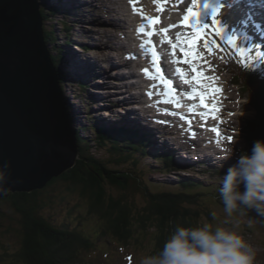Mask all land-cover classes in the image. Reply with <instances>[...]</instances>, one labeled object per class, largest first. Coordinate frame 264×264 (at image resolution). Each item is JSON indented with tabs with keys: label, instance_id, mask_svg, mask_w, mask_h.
<instances>
[{
	"label": "trees",
	"instance_id": "16d2710c",
	"mask_svg": "<svg viewBox=\"0 0 264 264\" xmlns=\"http://www.w3.org/2000/svg\"><path fill=\"white\" fill-rule=\"evenodd\" d=\"M56 13L57 9L52 8L50 11L44 2L42 15L47 22L50 21V15ZM45 37L49 44L54 45L57 41L52 30L46 31ZM56 50L57 47L54 51ZM51 55L58 68L59 79L65 86L66 78L60 71L63 55L61 51ZM245 76L254 84L252 73H246ZM257 98V107L261 115V112L264 113V96L257 93ZM95 123L96 121H92L85 133L77 128L80 160L74 168L55 179L48 187H55L58 181L69 182L72 188L80 193V201L85 202L83 207L86 210L85 216L96 217L101 221L100 237L107 236L128 247L133 241H139V238L134 236L138 232L154 235L155 233L151 231L155 228L157 233L154 238L145 237L153 246L151 254H155L162 248L176 224L195 226L205 217L206 214L196 207L197 200L200 196L215 195L214 187L209 189L203 185L183 182L182 187H179L181 189L178 187H175L176 190L154 189V185L143 181L144 171L139 170L141 159L136 158V155L153 156L148 150V139L112 127L103 130L100 124L94 126ZM260 127L263 136L264 115L261 117ZM89 128H92L93 133L90 137L87 133ZM94 148L108 149L112 161L101 159L93 151ZM171 160L162 162L165 167L161 170H168ZM127 163H131L132 169L129 171L127 167L126 171L113 167ZM136 175H140L141 180ZM46 189L33 193H14L0 201V233L13 230L4 226V220L10 219L11 225L19 226L16 233L20 243L18 248L12 249L13 251L1 243L0 263L89 264L87 258L92 248L88 251L86 248L92 247L95 243L90 246L89 237L78 233V229H71L72 223L64 221L58 225L56 220L45 216L46 203L42 199V194L47 195L49 188ZM114 190L121 193L115 194Z\"/></svg>",
	"mask_w": 264,
	"mask_h": 264
},
{
	"label": "rangeland",
	"instance_id": "374dc122",
	"mask_svg": "<svg viewBox=\"0 0 264 264\" xmlns=\"http://www.w3.org/2000/svg\"><path fill=\"white\" fill-rule=\"evenodd\" d=\"M39 1L42 2L43 0H39ZM62 1L66 5H62L60 3L58 4V1H57V4H58L57 8L60 9L62 13L55 14V16L50 15V21L48 23L45 22L44 27L46 29H50L55 32V37L57 41H55L56 45L54 44L55 45L54 47H53V44H50L52 52L58 53L59 51H61V54L64 53L66 57V59L62 61L61 68H60V71L62 72L64 77L69 81V84H67V88H65L64 95L65 97L67 96L69 97L71 105L74 106L72 107V114L77 119V128H80L82 132L83 131L85 132L89 124L92 123V121H96L98 124H102L103 121H106L102 117L104 115L101 116L97 113L99 112L98 110H101L102 108L104 109L103 111L109 109L104 106L105 104L99 105L100 103L97 102L96 97H98V93H94L96 92V90H94L92 87V84H94V82H93L91 75L87 74L86 66L84 65L85 62L83 60L84 58L94 60L96 59L94 56H96L97 58H99V56L96 53H93L94 56H90L91 54H88L83 49L82 50L78 49V47L82 44V37L85 36L88 32L87 30L89 28H91L90 30H94L97 24L94 23L93 21L90 22V21H87V19H83L85 21V23H83L85 29L81 28L82 24H81V27H74V24L76 23V21L66 16V13H65L69 9L70 0H62ZM112 1L114 0H108V1L105 0V2H107V5H110ZM128 1H129L130 7L135 10L137 9V12L140 13V15L143 18L150 17L152 15V12H151L152 6L157 5L156 0H128ZM141 3L144 5L139 6ZM55 6H56V1L54 0L50 1V3L48 4V7H55ZM103 7L104 6L102 4L97 5L95 14L93 16H90V19L91 20L97 19V21H105V20L107 21L115 17L113 13H111L110 15L104 13ZM66 25L71 26L72 30L66 31L65 30ZM86 25H89L87 26L88 28L86 27ZM207 25L210 26V24H207ZM180 26H181V23L176 25L175 28L179 29ZM209 28L210 27H208L207 29ZM74 34L78 35V37H75ZM159 35L163 37L161 38V41L163 43H168L170 45L171 44L173 45L172 41H176L177 38L178 39L181 38V33L177 34L173 39L168 37V35H164V33L163 34L160 33ZM206 35L207 37H210V31L206 32ZM67 40L73 42V43H70L71 44L70 47H68L65 44ZM97 40L100 41L101 38L99 39L97 37ZM178 41L181 42L180 40H177V42ZM75 44H77V49L73 47ZM112 46L114 45L112 44ZM213 46H214V51L216 53L224 55L222 51H216L215 45ZM55 47H58L56 51H54ZM211 48L213 47L211 46ZM208 51H209V55L213 56L211 54L212 49H210V47L208 48ZM75 52L79 56H76ZM179 52H183V51L179 49ZM107 55L112 56V52L110 53L107 52ZM240 58L242 60L244 59V55H242L241 53H240ZM168 59H169V56L167 57L165 61L168 62ZM232 59L235 61V64H236V60L234 58ZM67 62H69L70 65H68ZM224 63L229 64L226 61V59L224 60ZM78 83H79V86L82 84H87L90 86L89 88L84 89L82 87H79ZM223 83L224 82H221L219 84L212 83L210 85V92L214 94V96H216L217 101L219 100V95H217L218 92L215 91V89H220ZM242 104L246 107L242 111H240V114H243L244 117L242 115V119L240 120L239 125H235V124L228 122L227 116L224 114L225 111L223 108L216 109L217 111H215L214 115L211 116L213 119H215L216 117L217 122L219 121L224 124L220 128H218L219 129L218 132H223V137H222L223 139H228V137H231L232 138L231 140L228 139L232 143L231 145H225L224 147L220 146L221 150L219 152L214 151V153L210 152L204 155H202L201 150H198L201 148L200 146L192 147L191 149L192 152L189 154L182 153V152L179 153L178 156L183 157V158L187 156L192 159L195 158V156L199 157V158L188 161V163L193 165L196 169L192 171L190 174H179L177 172L164 173L160 170L161 168L157 161H152L151 158L149 157H142L141 155H136V158H139V160L141 159L140 160L141 166L139 170L144 171L142 173L144 175L143 181L147 182L148 184L154 185L155 186L154 189L162 188L165 190L175 189L176 187L175 183L179 182L181 178H184V177L191 178L194 181L203 183L206 186H208L211 183V181H215L216 178L213 177L211 174L205 175L203 173L198 172V170L206 169L208 172H211L212 168L226 170L229 166H231V164L235 163V156L239 155L241 150L245 149V147L247 146V141L245 137L244 127L249 121L253 120V117L255 116V110L252 107L253 105L252 102H250L249 100L243 99ZM120 113H123V111ZM142 113L144 114L145 112H142ZM116 114H118V111L116 112ZM161 114H162V117L156 118L155 120L153 119L155 117H150L152 119L150 124L154 125V126H151L153 129H156V131L158 130L159 132H161L160 128L165 129V132L167 133V137H163V139H160L161 144H158L156 146L157 151L172 150L175 154H177L178 147L173 142L171 143L168 142V139H172V138L179 139L183 135H186L187 138L190 140L192 139L196 140V142L199 144L208 143V142L202 141L203 138H207L205 137L204 134L195 133V132H186V130H182L178 132L171 125L165 127V125L162 123V120H165L166 118L165 115H167L168 113L161 112ZM171 115H173V113H171ZM112 121H115V118H112ZM165 122L169 123L170 121L166 120ZM104 123H109V122H104ZM176 126H180V125L177 124ZM214 133L216 134L215 131H209L208 136H210L209 134H211V136H214ZM233 134L236 135V137H234ZM212 140L214 141L215 137ZM213 141L209 144L211 147L215 145ZM230 150L232 152V158L231 159H221V157L229 155ZM93 151H95L98 154V156L104 161H112L113 159L108 149L94 148ZM208 154H210V156H208ZM205 155H207L208 157H211L214 165L212 164L204 165L201 163L203 159L204 160L206 159L207 156ZM130 164L131 163L120 164L118 166H113L111 164L110 165L111 167L113 166L114 169L122 170V171H126L125 167H127L128 168L127 170L129 171L132 169ZM136 176L141 180L140 175H136ZM72 187L73 186L69 182H66V181L64 182L58 181L55 187L54 186L48 187L49 189L48 188H47L48 190L46 189L47 195L44 196V193L42 194V199L46 203V206L44 208V214L45 216L56 220L55 222H57L58 225L60 223H64V221L68 222L69 224L72 223L71 229H78V233H82L83 235L89 237L88 244H90V246L93 243H95L93 244L92 247L86 248V251L92 248L90 256L88 255L92 264H133V261H134L133 254H151L153 246L149 242V240H146L145 237L148 236L149 238L151 237L154 238L155 234L148 235V234H145L144 232H141V233L138 232L134 236L135 238H139V241L137 242L133 241L131 246L129 247H124V245H121V243L117 242L114 239L108 238L107 236L100 237L99 234H100V229H101L100 228L101 221L99 220V218H96V217H90L88 215L85 216L86 210L83 209L85 202L80 201L79 199L81 197L80 193L78 194L76 192V189ZM114 191H115L114 192L115 194H118L119 192L121 193V191L118 192V190H114ZM111 193H113V191H111ZM136 195L137 194H135V196ZM140 202L142 203V198H140ZM206 208H208L212 212L217 213L216 220L213 221L214 224H221V222L226 219L222 204L220 203L215 204L214 202H211L208 205L207 203H203V205L200 207V209L204 213L208 211ZM204 218H208V216L205 215ZM208 220L211 221L212 219L208 218ZM231 220H232L231 224L222 225V226L231 227L233 230L237 231L238 234L242 235L248 243L252 244L258 250V257H257L258 264H264V217L258 216L256 212H248L244 215L234 214ZM11 223L12 222L10 219L4 220V226L10 227L13 230L7 233H2V232L0 233V249H1V243L5 244L7 247L9 246L10 250L16 249L20 246L19 238L16 233L19 230V226L18 224L11 225ZM138 234L139 236H137ZM98 237L100 238L98 239ZM83 249L85 250V248ZM84 253L86 254L87 252L84 251Z\"/></svg>",
	"mask_w": 264,
	"mask_h": 264
},
{
	"label": "water",
	"instance_id": "95a60500",
	"mask_svg": "<svg viewBox=\"0 0 264 264\" xmlns=\"http://www.w3.org/2000/svg\"><path fill=\"white\" fill-rule=\"evenodd\" d=\"M80 156L38 0H0V165H11L0 201L46 189Z\"/></svg>",
	"mask_w": 264,
	"mask_h": 264
},
{
	"label": "bare ground",
	"instance_id": "6f19581e",
	"mask_svg": "<svg viewBox=\"0 0 264 264\" xmlns=\"http://www.w3.org/2000/svg\"><path fill=\"white\" fill-rule=\"evenodd\" d=\"M83 1L85 3H87L86 7L90 10L89 3L93 4L92 0H83ZM100 1H103V0H100ZM161 1L164 2L166 0H161ZM174 1H175L174 3H175V6L177 8L176 9L177 11H181V10L188 11V9L191 8V2H187V0H185L184 2L182 0H174ZM228 2H229L228 5H225L222 1H218V5L225 12L230 11L231 15L228 13V14H225V17L223 19H221V18L218 20L216 19V22L218 21V23H217L218 27L212 26L213 31L210 30V34L215 36V32L217 33V28H218V30H220V32H221V33L219 32L220 34L218 35L219 39L223 40L224 44L227 45V42H228L229 44H231L232 46L237 48L238 51L244 52L246 55H249L250 53H252L255 56L259 57L260 59L263 58V60H264V22L260 18V13L259 14L257 13L255 7L253 6V4L249 0H240L241 3H235L232 0H228ZM113 3H114V5H113L114 8L112 7V9H110V12L116 11L119 14L120 18L118 19V21L107 22L108 24H106V25L112 26V28H107V27L101 26L102 22H98L99 23L98 26H95V28H94V30L97 31V34L100 35L101 39L102 38L108 39L107 44H102V45L97 46V50L94 51L96 54H98L101 57V59H100V61L99 60L98 61H95V60L91 61V59L84 58V62H85L84 65L86 66V68H88L89 63H91L90 67H91V69H93L92 71H97V70L99 71L100 70L99 68H101L107 64L113 63L114 70H116V68H118L116 66L118 64V66H119L118 70L122 71L123 69H125V67L129 69L130 68L129 65L134 64V61H136L137 59L144 57V58H146V60H145L146 65H144V66H148V64L151 63L150 58L142 56V55L140 56V54L137 52V45H139L138 42L140 40L137 38L138 35H137V37H134L132 35V33H134V34L138 33L141 35L140 37H143V35L141 33L142 29H139L138 27L140 26V24H142V21H145L144 18L140 15V13L137 12V10L132 9L130 7L129 2L127 0H114ZM253 3H255V2H253ZM143 5L144 4L141 3L139 6H143ZM201 6L203 7L204 4H202L199 0H197L195 7H193V9H195V10L201 9ZM117 7L120 10L115 9ZM214 7L217 8V4H215V2H214ZM160 9H165V10H164L163 14L159 13L158 16H160V14H162L163 15L162 18H165L166 16H164V15H170V12H169L170 7L169 6H164V4H162L160 6ZM208 10L211 11V13H213V11L209 7L204 8L202 16H201V18H204V21H205L206 15L208 14ZM215 13L220 14L218 10ZM173 14H174L175 18L172 17V20L169 21V23L171 25L178 24L180 20H184V19H182V14L181 15H176L175 13H173ZM154 15H155V13H154ZM216 18H218V15L216 16ZM93 20L94 19H92V21ZM79 23H80L79 25L81 26V24H83L84 21L80 20ZM205 23H206V21H205ZM160 24H163L164 28L166 27L164 22L163 23L161 22ZM202 24L204 25V23H202ZM90 25H91V23H90ZM219 25H221V27ZM87 26H89V25H86V27ZM81 28L83 29L84 27H81ZM126 29H129V31H130V32L128 31L127 34H126ZM136 29H137V32L135 33ZM155 29H154V31H155ZM189 29L190 28H188V30ZM119 31L123 33L124 38L127 40L126 44H127L128 48H130V47L132 48L131 50H129L128 53H130V55L131 54L134 55L136 57V59L130 58V59H126L124 62H122L121 59L117 60L115 58V55H117L116 53L121 55L120 49H121V51L124 50V52H126V48H127L126 45L114 46V51L109 50L108 47H111V43H113L114 41L120 40L119 39L120 37L118 36ZM143 31L148 32L147 29H143ZM156 31H158V30H156ZM179 32H182L183 35H187L185 30H177L175 28L174 29L169 28L166 31V33H168L169 37H173V36L175 37V35H177ZM193 33L190 36H186V39L187 40L191 39V37L194 35ZM154 35L156 36V34H154ZM157 37H158V35H157ZM141 39L145 40L144 37ZM153 40L154 41H152L151 43L153 44L155 42L158 44V45H156V46H158V51L162 53V55L164 56V59H165L166 55L163 53V49L165 51H169V48H171V47L168 44H160L159 38H157L156 40L155 39H153ZM135 42H137V43H135ZM199 42H200L199 49H200L201 55L198 59L194 60L193 62H187V63L184 62L185 59L183 61L181 60L179 63H177V62L170 63L172 66L171 69L175 68V66L178 65L180 67V72L184 74L182 77L187 78L186 80L189 81V82H186L187 84H186L185 88H181V86L179 88L181 89L182 92L184 90L190 91L191 94H190L189 99H192L194 97V92L199 91V88L196 86V85H198L197 83H194L191 81H193L192 78L195 76V74H197L199 72L202 73L201 81L203 78L205 82H209V83L219 84L221 82H224L220 88V92H218V95H219L218 102H217L216 97H214V101L211 100V102H210V100H209V102H210L211 106H212V104L215 103V101H216V104L223 106L224 109L227 111V116L229 117V119L232 120L231 123H233L235 125H239L240 120L242 119V115H243V114H240V111H242L246 106L241 104V102L239 100L240 97L236 96L237 95V89L235 87H233L234 85H232V79L228 80L225 77V75L222 74V73H225V66L222 64L220 56H210L208 54L207 48L204 47V44L202 42L201 37L199 38ZM55 45H56V43H55ZM55 45H53V47ZM106 48H107V50H106ZM107 52H109V53L112 52L113 54H115L114 56H112L113 60L111 57H109L107 55ZM75 54H76V56H79L76 52H75ZM169 56H170V60H173L175 57L174 54H169ZM180 59H182V58L180 57L179 59H177V61H179ZM187 60H189V59L187 58ZM141 63H143V61L139 62L137 64V66H140ZM175 63H177V64H175ZM114 64H116V65H114ZM153 65L156 67H159V60L156 57H154V59H153ZM153 65L149 68L154 67ZM145 68H143V69L147 71L148 69H145ZM193 68L196 69L195 72L193 71ZM137 71H139V70H137ZM127 72H129V71H127ZM109 73L111 74V72H109ZM116 73H118V72H116ZM143 76H146V75L143 74ZM122 78H123V76L118 77L117 82H120L122 80ZM126 78L127 77L124 78L123 85H124V82H126ZM181 81H184V80L182 79ZM155 83H157V82H155ZM209 83L204 84L202 87H200L204 91V94L208 93V89L210 86ZM119 88H122V87L119 86ZM123 89H125L126 92L129 91V89L127 87H123ZM147 90L153 91L154 89L147 88ZM116 92H121V91L118 89ZM153 96H154L155 100H160L161 98H164L163 100H169V102H171V100H173V98H172L173 96L166 98V97H164L163 94L157 95V93H153ZM207 97L210 99V97L208 95H207ZM98 98L99 97H97V99ZM113 99H116V98L115 97H108L107 99L105 98V100H108V101H111ZM133 99L134 100H142L143 95H141L139 97H133ZM176 99H177V97H176ZM200 100H198V101H200ZM105 105H106V103H105ZM157 105H159L160 107L168 108V106H165L164 102L158 101ZM148 110H149L148 111L149 113L152 114L154 112V113H156V115H158V112H157L158 110L156 108L153 107V108H150ZM230 112H231V115H230ZM243 117H244V115H243ZM144 122H148V121L144 120ZM182 126L184 129L188 128V126H187V128L184 125H182ZM123 128L127 132H129V129H128L126 123L123 124ZM90 130H91V128L88 129L87 133H89ZM190 130H197V129L191 128ZM84 133H83V135H84ZM200 165H202V164H200Z\"/></svg>",
	"mask_w": 264,
	"mask_h": 264
},
{
	"label": "clouds",
	"instance_id": "9594fccd",
	"mask_svg": "<svg viewBox=\"0 0 264 264\" xmlns=\"http://www.w3.org/2000/svg\"><path fill=\"white\" fill-rule=\"evenodd\" d=\"M77 130V128H76ZM232 152L221 159H231ZM11 165H0V192L7 191ZM219 199L226 219L214 224L203 218L195 226L176 224L162 248L155 254H133V264H258V250L229 225L231 218L256 212L264 217V140L253 141L241 150L235 163L220 180Z\"/></svg>",
	"mask_w": 264,
	"mask_h": 264
},
{
	"label": "snow or ice",
	"instance_id": "6c2138e0",
	"mask_svg": "<svg viewBox=\"0 0 264 264\" xmlns=\"http://www.w3.org/2000/svg\"><path fill=\"white\" fill-rule=\"evenodd\" d=\"M196 2H197V0H193V5L194 6H195ZM207 7H208L207 5H204L203 7L201 6V9H200L199 12H194L193 8H189L188 9V15L184 17L185 24L186 25H190V27H192L193 29H195L197 36H202L204 34V29H207L209 27L208 25H203L201 23V21H200V18L202 16L203 10H204V8H207ZM215 15H216V13H213V24L216 23L215 22ZM150 23H156V21H151L150 20ZM142 31H143V29H142ZM146 34L149 35V36L152 35V33H146ZM217 34L219 35L220 33L217 32ZM191 43L193 45H195V40L191 41ZM174 47H178V45L177 46H174ZM181 50L184 51V55H185L186 58L190 55L189 51H187L186 49H181ZM152 55H153V57H156L157 54H156L155 51H153L152 52ZM184 62L187 63L188 60L186 59ZM193 71L195 72L196 69L193 68ZM181 75L183 76V73H181ZM200 80H201V75L199 73H197L196 78L194 79V81H191V82H195L197 84H200ZM186 82H189V81H186ZM168 87L171 89V85L170 84L168 85ZM215 91L219 92L220 89H215ZM194 95L200 96V99H201V102H202L203 107L208 108V105L203 103V101L205 99L203 93L194 92ZM215 111H217V110L216 109H213L212 110V114L213 115H214ZM213 131H217V130L216 129H213ZM217 135H219V132L218 131H217ZM228 139L231 140L232 138L231 137H228ZM217 142H219V141H217Z\"/></svg>",
	"mask_w": 264,
	"mask_h": 264
}]
</instances>
